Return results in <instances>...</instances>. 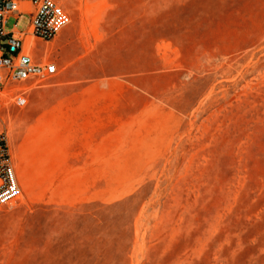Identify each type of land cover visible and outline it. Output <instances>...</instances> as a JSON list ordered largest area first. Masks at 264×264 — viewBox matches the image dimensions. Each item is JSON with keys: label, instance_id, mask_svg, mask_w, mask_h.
Here are the masks:
<instances>
[{"label": "rangeland", "instance_id": "obj_1", "mask_svg": "<svg viewBox=\"0 0 264 264\" xmlns=\"http://www.w3.org/2000/svg\"><path fill=\"white\" fill-rule=\"evenodd\" d=\"M59 2V73L0 91V264H264V0Z\"/></svg>", "mask_w": 264, "mask_h": 264}, {"label": "built area", "instance_id": "obj_2", "mask_svg": "<svg viewBox=\"0 0 264 264\" xmlns=\"http://www.w3.org/2000/svg\"><path fill=\"white\" fill-rule=\"evenodd\" d=\"M22 14L30 16L28 30L7 29L9 18L19 19ZM72 20L59 0H0V91L12 94L17 106H27L30 88L59 72L55 60L35 52L39 40H54ZM22 190L7 138L0 134V210L19 198Z\"/></svg>", "mask_w": 264, "mask_h": 264}, {"label": "bare ground", "instance_id": "obj_3", "mask_svg": "<svg viewBox=\"0 0 264 264\" xmlns=\"http://www.w3.org/2000/svg\"><path fill=\"white\" fill-rule=\"evenodd\" d=\"M26 40H27V43H28V45H31L32 44V38L31 37H29V36H27L26 37ZM41 45H39V47H40ZM44 47H45V45H44ZM41 48V47H40ZM45 49V48H44ZM48 48H46L44 51H42V53L40 54V56H49L48 55ZM39 51H40V49H39ZM36 54L38 53V51H36L35 52ZM10 134H11V136H12V132H10ZM12 138H13V136H12ZM10 146V149H11V152H12V148H11V145H9ZM17 168V167H16ZM19 197H21V195L19 196ZM12 204V203H11Z\"/></svg>", "mask_w": 264, "mask_h": 264}, {"label": "crops", "instance_id": "obj_4", "mask_svg": "<svg viewBox=\"0 0 264 264\" xmlns=\"http://www.w3.org/2000/svg\"><path fill=\"white\" fill-rule=\"evenodd\" d=\"M60 68H61V66H60ZM59 71H60V70H59ZM58 73H59V72H58ZM58 73H57V74H58Z\"/></svg>", "mask_w": 264, "mask_h": 264}]
</instances>
